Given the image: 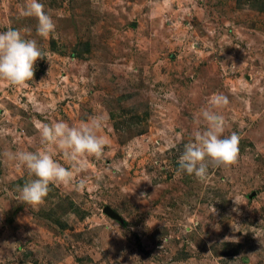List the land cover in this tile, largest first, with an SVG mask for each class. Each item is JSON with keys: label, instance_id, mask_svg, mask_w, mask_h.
<instances>
[{"label": "rangeland", "instance_id": "1", "mask_svg": "<svg viewBox=\"0 0 264 264\" xmlns=\"http://www.w3.org/2000/svg\"><path fill=\"white\" fill-rule=\"evenodd\" d=\"M40 2L47 39L20 15L28 0H0V31L46 53L27 86L0 80V264H264V0ZM214 94L239 159L201 182L177 160ZM96 116L103 157L75 171L57 149L72 182L22 203L35 177L3 153L41 150V124Z\"/></svg>", "mask_w": 264, "mask_h": 264}, {"label": "clouds", "instance_id": "2", "mask_svg": "<svg viewBox=\"0 0 264 264\" xmlns=\"http://www.w3.org/2000/svg\"><path fill=\"white\" fill-rule=\"evenodd\" d=\"M20 15L35 18L36 31L43 38H50L56 31L54 20L45 11V5L40 0H28V3L21 7ZM45 55L38 42L35 39H26L20 29L9 27L0 31V80L11 86H27L29 81H33L36 61L45 59ZM228 103V98L223 94L210 97L209 107L201 111L206 128L203 131H195L193 141L184 144L183 152L177 160L178 173H186L203 182L209 177L210 166L229 167L238 162L240 137L235 132L228 136L223 135L227 122L225 117L216 111ZM106 119V116H96L89 122H82L78 127L70 126L64 121L41 124L40 136L44 145L41 150L5 151L3 156L6 160L16 162L18 167L26 168L28 173L35 177L22 187L17 186L18 199L22 203L39 207L45 203L50 185H68L72 182L73 171L54 158L57 149L72 162L75 171L86 168V157L102 158L107 140L97 133ZM116 170H120L119 165ZM101 178L98 176V179ZM81 183L83 184V181ZM231 198L235 204H240L239 196ZM233 225L236 229L240 227L235 222Z\"/></svg>", "mask_w": 264, "mask_h": 264}]
</instances>
